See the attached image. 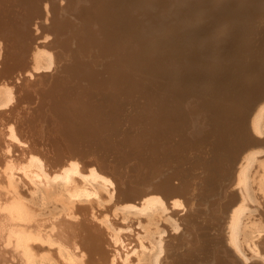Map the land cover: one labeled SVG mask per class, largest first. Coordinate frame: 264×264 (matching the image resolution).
Returning a JSON list of instances; mask_svg holds the SVG:
<instances>
[{
  "label": "bare ground",
  "instance_id": "bare-ground-1",
  "mask_svg": "<svg viewBox=\"0 0 264 264\" xmlns=\"http://www.w3.org/2000/svg\"><path fill=\"white\" fill-rule=\"evenodd\" d=\"M262 102L264 0H0V264H176L163 216L210 172L243 182L218 203L232 251H264V164L231 167Z\"/></svg>",
  "mask_w": 264,
  "mask_h": 264
},
{
  "label": "flooded vegetation",
  "instance_id": "flooded-vegetation-1",
  "mask_svg": "<svg viewBox=\"0 0 264 264\" xmlns=\"http://www.w3.org/2000/svg\"><path fill=\"white\" fill-rule=\"evenodd\" d=\"M264 131V130H263ZM258 137V136H257ZM264 138V134L260 136ZM264 154L256 155V158ZM229 170V169H228ZM212 173V172H210ZM208 173L202 180H196L190 192L196 195L194 204L187 208L188 218H182L180 223L182 227L173 235L178 237L171 247L173 250L169 251L170 258L176 260V264H261L264 263V257L261 256L262 249L258 253L249 254L245 260L240 254L234 253L232 247L226 242V235L223 232V222L225 215L218 212L220 206L218 200L226 192L230 198L236 197L240 193V187L243 185L239 183L235 188L227 192V189L233 185V181L226 176L225 180H216L215 176ZM203 172H199V175ZM198 175V174H196ZM202 177L201 176H197ZM196 179V178H195ZM249 205H257L251 199ZM259 210L262 207L258 206ZM193 210V211H192ZM176 209L173 210V212ZM193 212V213H192ZM227 212V211H226ZM190 215V216H189ZM202 215V217H201ZM187 216V215H186ZM199 217V218H198ZM222 217L221 220L219 218ZM195 227V230L189 232V227ZM188 232L190 234H188ZM195 240V242H193ZM172 252V253H171ZM233 254L236 258L231 257Z\"/></svg>",
  "mask_w": 264,
  "mask_h": 264
},
{
  "label": "rangeland",
  "instance_id": "rangeland-1",
  "mask_svg": "<svg viewBox=\"0 0 264 264\" xmlns=\"http://www.w3.org/2000/svg\"><path fill=\"white\" fill-rule=\"evenodd\" d=\"M52 34H50L49 35V37L51 38V41H52V36H51ZM47 40H48V38H47ZM46 39H38L37 40V42L39 43H42V42H48ZM50 42V41H49ZM61 60H63V61H65V59H61ZM54 64H56V62H54ZM55 68H56V66H54L52 69H54L55 70ZM36 69H38V67L36 68ZM34 76H35V73L33 72L32 73ZM74 88H76V87H74ZM73 88V89H74ZM77 91L79 92V91H81V92H84L83 91V88L82 87H79L78 89H77ZM81 96H85L84 95V93L82 94L81 93ZM70 96H68V97H65V99H64V104H67V103H69L71 106H74V105H77V107H80V101H78V100H76L74 97H73V99L72 98H69ZM69 99V100H68ZM94 99H96L95 97H94ZM88 100H91V98L89 97L88 98ZM97 100V99H96ZM95 100V101H96ZM258 105H260V106H258ZM256 106L258 107V109H261V111L264 109V102H262L261 104H258V103H255V104H253V106H252V109H253V111H254V109H256ZM257 110V109H256ZM252 111V110H251ZM246 116H249V113H247L246 112ZM252 116V115H251ZM127 119H128V117L126 118H121V120H120V123H119V125L116 127V129H113L112 128V126H111V128L110 127H107V131H111L112 133H109V136H110V138H111V141H116V142H118L119 141V138L127 131ZM247 119H248V117H247ZM246 124H248L247 125V127L248 128H246V130H248V132H247V134L245 133L244 134V136H243V138L242 139H239V141L241 142V143H243L242 145H241V147L239 148V151L236 153V157H234L232 160L234 161V163H232L231 162V160L229 161V162H231V167H232V171L234 170H239L240 168H241V166L242 167H246V164H247V162L248 161H251L250 160V158H248L249 156H251V157H255L256 155H258V154H264V146H255V145H250V146H248V144H249V142L250 141H256L257 142V140H259V139H264V138H260V137H256L255 135H253V133L251 132V130H250V128H249V125H251V123H248V121H246ZM113 129V130H112ZM127 134V133H126ZM117 152H119V151H117ZM132 155H133V153H130V155H128V157H130L129 158V160H127L126 162H124V163H122L120 166L118 165V173L120 174L121 173V175H122V177H124L125 176V172H128V171H130L129 169H130V167L135 163H139V161H138V158H136V157H132ZM91 156H93L94 157V155L92 154ZM95 157H96V159L100 162H102V164H104V162L105 163H109V164H111V165H114V163H115V161L116 160H114V159H112L111 157H110V155H108V154H106L105 152L104 153H102L101 155H100V152H96V154H95ZM103 157H105V160H103ZM254 160H255V162H256V164L254 165L255 167H256V165L257 164H259V163H263L264 164V155H262V156H259V157H257V158H254ZM79 162V164H81L82 165V162L81 161H78ZM255 171V170H254ZM236 172V171H235ZM237 173V172H236ZM178 178H173V182H178ZM238 181H236L232 186H230L228 189H227V192H229L231 189H233V188H235L237 185H238V183H237ZM143 187H145V188H148V185H143ZM256 189L258 190V188L256 187ZM259 192L260 193H262L261 194V197L260 196H257L256 198H254L253 200H254V202H255V204H257V205H246L245 206V210L247 209L248 211H247V213L245 214V216L246 215H249V217L253 220V221H256L255 219L258 217V216H261L262 215V213H261V210H259V207L258 206H260V205H262V198H264V191H262L260 188H259ZM226 195H227V193H225ZM240 194V193H239ZM224 195V194H223ZM160 196V198L163 200V202H165V204H166V208H167V211H171V206H169L168 204H167V202H169V201H167V199H165L161 194L159 195ZM223 197V196H222ZM222 197H220V199L222 198ZM236 197L238 198L239 197V195H236ZM220 199L218 200V203L220 202ZM181 200V199H180ZM183 204H185V206H186V203L183 201ZM239 204V203H238ZM219 205V204H218ZM135 207H139L138 205H136ZM218 212H221V208H219L218 209ZM225 215V220H224V222H223V232L224 233H227V217H228V215H227V212L224 214ZM162 220H165V221H167V220H172V221H174V222H179V227H182L183 225H182V223H180V221H181V218H179L177 215L176 216H174V215H172L171 213H169V214H166L165 216H163V219ZM225 225V226H224ZM167 231H166V233H167V235H169L170 233H172L169 229H166ZM191 230L192 231H194L192 228H191ZM262 233H264L263 231L262 232H260V233H258V234H256V236H255V238H257V237H260L261 235L262 236H264V234H262ZM261 236V237H262ZM164 240V239H163ZM258 248H257V251L255 252V253H258L259 252V250H261V248L258 246V244H255ZM259 253H261V256L262 257H264V251H261V252H259ZM248 257L250 256L249 254H246ZM231 257H234V258H236V256L235 255H233V254H231L230 255ZM264 264V263H263Z\"/></svg>",
  "mask_w": 264,
  "mask_h": 264
}]
</instances>
